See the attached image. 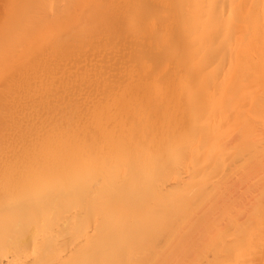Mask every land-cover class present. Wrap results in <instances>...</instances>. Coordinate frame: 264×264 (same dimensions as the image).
<instances>
[{
  "label": "bare ground",
  "instance_id": "bare-ground-1",
  "mask_svg": "<svg viewBox=\"0 0 264 264\" xmlns=\"http://www.w3.org/2000/svg\"><path fill=\"white\" fill-rule=\"evenodd\" d=\"M0 184L56 264H264V0H0Z\"/></svg>",
  "mask_w": 264,
  "mask_h": 264
},
{
  "label": "rangeland",
  "instance_id": "rangeland-1",
  "mask_svg": "<svg viewBox=\"0 0 264 264\" xmlns=\"http://www.w3.org/2000/svg\"><path fill=\"white\" fill-rule=\"evenodd\" d=\"M226 172V171H225ZM227 173V172H226ZM242 182V181H241ZM241 182H239V184H241ZM231 183V182H230ZM230 183H228V181H227V183L226 184H230ZM247 183V182H246ZM245 182H244V184L242 183V186L241 185H239V184H237V187L239 186V187H242L241 189L239 188L238 190L236 189V190H234L233 191V194L231 195V196H233V197H235V200L236 201H239L240 203H241V201L242 200H244L245 201V199H247V198H244V197H248V195H246V196H243L244 195V190L243 189H245L246 188V186H248L249 187V184L247 183L246 184ZM225 185V184H224ZM223 185V186H224ZM234 185H235V187H236V184H233V185H231L232 187H234ZM243 185H245V187L243 186ZM18 186H20V187H25V185H23V184H11V185H2V184H0V188H3V189H7V188H12V187H18ZM230 186V185H229ZM224 187H226V185L224 186ZM244 187V188H243ZM247 187V188H248ZM226 189H229V193H230V190H231V187L229 188L228 186L226 187ZM247 190H249L250 191V189H247ZM232 191V190H231ZM238 191V192H237ZM236 192V193H235ZM243 192V193H242ZM241 195L242 194V196H239V198L241 197L242 198V200H241V198H240V200H238V197H237V195ZM8 197V196H7ZM236 197H237V199H236ZM249 197H250V195H249ZM35 200V201H34ZM45 198L43 199V198H41L40 197V199H33V200H30V201H32V202H30L29 201V204H26V207H25V209L27 208V210H25L26 211V213H25V211H23L22 213L20 212H18V213H15V214H10V206L12 205V204H16L18 201H16L15 199H13V198H6V197H4V195H0V204H3V206H2V213L0 214V258L1 257H3L6 253L8 254V252H12V253H9L7 256L11 259V255H13V257H14V262L12 263V261H13V257H12V261L10 262V259H8V257L7 258H4V260L1 258L0 259V261H1V264L4 262L5 264H6V259H8V261H9V264L11 263V264H26L28 261L30 262V260H31V264L33 263L34 264V262H33V259H35V257L34 258H32V259H30V256L31 257H33V256H36V260L38 261V263H40V264H42V262L43 263H45V262H48V264H56V262H57V259L59 258V256H58V254H61L63 251H64V249H66V251H67V249L68 248H65V244L63 243V241H60L61 239H63L62 238V236H61V239H58L59 241L57 242V243H55V244H52L53 246H55L54 248L55 249H53V247L52 248H50L49 247V245H48V243H44V240L43 241H41L42 239H40V238H42V235L44 236L45 234H47V233H49V232H53V228L52 227H54V226H52L53 224L52 223H54L53 222V220H52V222H51V216L52 215H50V225H48L49 226V228H50V230H49V228L48 227H45V229L43 230L42 228H43V226H45L46 224H45V222H44V224L42 223V225L41 224H39V226H37L36 224H33L34 222L36 223L37 222V219L39 220L40 218H42L41 216H39V213H37V212H35L34 213V215H33V213L31 212V214H30V211L34 208V207H37V208H40L44 203H45ZM54 200H52L51 201V203L53 202ZM56 201V200H55ZM53 202L52 203V205L53 206H55L56 204H57V202ZM41 202H42V204H41ZM239 202H237L238 204H239ZM39 203H40V205H39ZM236 203V202H235ZM244 203H246V202H244ZM37 204V205H36ZM32 205H35V206H32ZM243 205V204H242ZM39 206V207H38ZM239 206V205H238ZM240 206H241V204H240ZM30 208V209H29ZM23 213H24V215H23ZM29 213V214H28ZM38 215H37V214ZM32 215V216H31ZM56 215V216H55ZM56 218H55V217ZM16 217V218H15ZM24 217V218H23ZM48 217V216H47ZM53 217L55 218V222H56V220H57V214H53ZM53 217H52V219H53ZM242 217V216H241ZM20 218V219H19ZM35 218H36V220H35ZM45 218V217H44ZM240 218V217H239ZM243 218V217H242ZM15 219H17V220H15ZM23 219H25V220H23ZM27 219V220H26ZM29 219V220H28ZM48 219V218H47ZM241 219V218H240ZM239 219V220H240ZM244 219V218H243ZM242 220V219H241ZM16 221H19L18 223H17V225H16ZM21 221V222H20ZM48 220H46V222H47ZM48 221V222H49ZM26 223V224H25ZM31 223V224H30ZM57 223V222H56ZM25 224V225H24ZM33 224V228L32 229H34V230H32V229H27L26 230V228H30V227H28V226H31ZM55 224V223H54ZM19 225V226H18ZM28 225V226H27ZM18 226V227H17ZM26 228H25V227ZM37 226V227H36ZM42 226V228H40ZM51 226V227H50ZM17 227V228H16ZM22 227H24V230H26L27 232H24V230H23V228ZM32 227V226H31ZM55 227H56V224H55ZM55 227H54V229H55ZM16 228V229H15ZM22 228V229H21ZM52 228V229H51ZM42 229V230H41ZM19 230V231H18ZM22 230H23V232H22ZM32 230V231H31ZM45 230H49L47 233H45L44 231ZM31 231V232H30ZM27 233V234H26ZM71 232H65V234H63L64 235V240L66 241L68 238H69V236L71 235L70 234ZM30 235V238H24V237H27V236H29ZM51 235V234H50ZM50 235H49V237H50ZM46 236V235H45ZM48 236V235H47ZM47 236H46V238H47ZM44 238V237H43ZM45 238V239H46ZM51 238V237H50ZM29 240V239H31V241L29 242H27V240ZM42 242H40V241ZM46 240H48V238L46 239ZM45 240V241H46ZM27 243H26V242ZM25 243V244H24ZM63 243V244H62ZM41 244V245H40ZM37 245H40V246H38L40 249H42V247L43 248H45L44 250H46L47 251V253H49L47 256H49L52 252H53V254L52 255H50V257H48L49 259H45V258H47V256L46 257H44V259H41V258H43L42 256H41V258H39V256H40V254L38 255L37 254V252H34L33 253V251H38L39 250V248H38V250H37ZM51 246V245H50ZM34 248H36V249H34ZM44 250H42V251H44ZM13 251L15 252V255L13 254ZM41 251V250H40ZM65 251V252H66ZM39 252V251H38ZM40 253V252H39ZM42 253H45V252H42ZM41 253V255H43ZM64 253V252H63ZM62 253V254H63ZM61 256V255H60ZM5 257V256H4ZM16 258V259H15ZM39 259V260H38ZM6 260V261H5ZM7 261V262H8ZM28 262V263H29ZM30 264V263H29ZM36 264V263H35ZM47 264V263H46Z\"/></svg>",
  "mask_w": 264,
  "mask_h": 264
}]
</instances>
